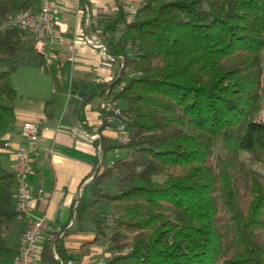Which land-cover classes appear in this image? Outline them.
Returning <instances> with one entry per match:
<instances>
[{
    "label": "trees",
    "instance_id": "16d2710c",
    "mask_svg": "<svg viewBox=\"0 0 264 264\" xmlns=\"http://www.w3.org/2000/svg\"><path fill=\"white\" fill-rule=\"evenodd\" d=\"M39 5L0 0V150L16 121L17 70L47 68L60 86V66L38 48L23 59L29 34L11 18ZM128 14L121 6L93 26L121 73L84 95L78 118L86 122L85 105L111 94L129 70L114 98L130 140L102 135L111 115L101 110V165L76 221L105 204L97 215L99 236L111 224L108 264H264V0H142L133 20ZM116 149L124 155L111 167ZM16 204L15 172L0 153V260L14 255L7 234ZM68 234L64 227L43 238L42 264L68 263Z\"/></svg>",
    "mask_w": 264,
    "mask_h": 264
},
{
    "label": "crops",
    "instance_id": "0c3cea01",
    "mask_svg": "<svg viewBox=\"0 0 264 264\" xmlns=\"http://www.w3.org/2000/svg\"><path fill=\"white\" fill-rule=\"evenodd\" d=\"M142 0H55L61 10V22L57 26L54 44L39 42L38 50L48 65L61 69L59 89L53 86V78L47 68L25 66L22 87L16 90V121L14 126L1 138L7 146L0 150L3 161L15 169L14 151L25 143L22 126L25 122L37 123L40 129L38 156L29 185L36 195L32 207L36 215L45 217L48 229L45 237L60 232L66 227L68 235L65 244L68 253L67 264H96L101 256L99 236V212L97 204L84 220L73 222L77 215L80 190L91 184L94 171L99 166L97 134L105 121L101 105L105 97H96L85 105L82 122L78 111L84 95L99 82H110L119 74L116 63L107 61L100 50L87 46L82 41L84 33L95 31L97 18L102 14L116 15L122 6L126 12ZM19 72V69L17 70ZM16 72V73H17ZM15 73V74H16ZM14 74V75H15ZM13 75V81H14ZM109 118L102 135L116 142L112 127L116 124ZM92 136H99L95 141ZM102 148V146H101ZM113 150L108 159L115 156ZM39 190L43 191L38 195ZM83 191V193H84ZM71 225V227H70ZM25 230V223L18 219L7 234L15 254ZM56 258V257H55ZM38 264H42L40 261Z\"/></svg>",
    "mask_w": 264,
    "mask_h": 264
},
{
    "label": "built area",
    "instance_id": "2783aa9c",
    "mask_svg": "<svg viewBox=\"0 0 264 264\" xmlns=\"http://www.w3.org/2000/svg\"><path fill=\"white\" fill-rule=\"evenodd\" d=\"M137 11V5H132L129 8L128 19L130 21L135 18ZM14 22L36 41L54 44L56 41L57 26L61 22V10L55 3V0H40L39 8L35 12L21 13L16 16ZM82 41L87 46L100 50L107 61L117 64L114 58L108 54L106 46L101 42L95 31L84 33ZM123 89L124 86L119 89V92L123 91ZM109 96V99L102 102L101 110L111 115V119L116 123L112 127V131L116 134V142L120 145H127L130 140V131L121 120L123 108L118 105L119 102L113 98V95L110 94ZM22 136L25 139V143L14 151V172L16 181V210L19 214V219L25 223V230L17 252L8 260H0V264H38L42 240L48 229L46 218L36 215L33 210L32 203L36 199V195L31 190L28 181L34 171V163L38 156L40 143V129L38 124L25 122L22 126ZM98 138L99 136H92L89 139L95 141ZM99 153L100 166L102 157L101 146L99 147ZM114 154V158L109 160V166L111 167L121 157L120 151L117 149L114 151ZM83 191L84 189L82 188L79 199H81ZM42 194L43 191L39 190L38 195L40 196ZM75 219L76 214L73 217L71 225H73ZM108 226L111 227V224ZM110 256V243L107 242L101 246V256L98 258L96 264H108ZM55 257L58 259L56 254Z\"/></svg>",
    "mask_w": 264,
    "mask_h": 264
},
{
    "label": "rangeland",
    "instance_id": "374dc122",
    "mask_svg": "<svg viewBox=\"0 0 264 264\" xmlns=\"http://www.w3.org/2000/svg\"><path fill=\"white\" fill-rule=\"evenodd\" d=\"M25 13V12H24ZM28 13V12H27ZM16 16L17 15H13V16H11V18H12V20H15V18H16ZM38 41H36L33 37H31L30 35H27L25 38H24V49H25V51H23L22 52V56H23V59H28V53H27V51L28 50H30V49H32L33 47H36V48H38ZM122 67L120 66V69H121ZM263 69H264V54H263ZM23 71H27V69H21V68H19V72H17L15 75H14V81H13V83H14V86L17 88V89H20L21 87H22V84H23V81H22V72ZM120 73H121V71H120ZM131 75V71H127V75L125 76V78H124V81L117 87V89H114L113 90V92L111 93V95H113V98L118 94V93H120L119 92V89L122 87V86H124L125 85V81L128 79V77ZM117 78H119V75H117L116 76ZM115 77V78H116ZM110 95V94H109ZM107 96V97H105V100H107V99H109V97L110 96ZM115 99V98H114ZM104 100V101H105ZM115 100H117L119 103H118V105L119 106H122L123 107V101L122 100H119V99H115ZM103 101V102H104ZM114 123V122H113ZM121 155H124V152H122V154ZM100 166H98V168H99ZM256 168H260V166H255ZM106 190H107V192L108 193H113L114 191H115V179L113 178V179H111V180H108L107 182H106ZM101 204V207H100V210L102 211V210H104V209H106V206H105V204H102V203H100ZM110 227L109 226H107L106 225V229L104 230V233L106 234V237H102L101 238V241H102V244L101 245H103L104 243H109V241H107V238H109L110 237Z\"/></svg>",
    "mask_w": 264,
    "mask_h": 264
}]
</instances>
